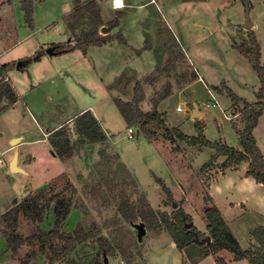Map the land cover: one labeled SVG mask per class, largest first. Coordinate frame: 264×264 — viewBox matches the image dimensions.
Here are the masks:
<instances>
[{
  "label": "rangeland",
  "instance_id": "374dc122",
  "mask_svg": "<svg viewBox=\"0 0 264 264\" xmlns=\"http://www.w3.org/2000/svg\"><path fill=\"white\" fill-rule=\"evenodd\" d=\"M128 1L133 7L121 10L125 13L123 19H120L122 15L111 12L121 23V31L115 29L111 36L123 34L126 44H120L124 46L117 45L110 50L94 47L86 57L79 50L56 53L43 56L36 63L34 58L48 46L55 49L50 45H64L70 40L61 22L69 11L70 0H33V26L27 25L25 30L21 25L24 19L20 12L21 0H10L7 16L0 13V52L4 51L0 60L19 62L30 56L31 60L28 59L32 62L25 71L11 74L18 101L11 111L0 113V152L3 153L0 264H95L96 261L104 264L105 258L106 264H181L183 256L172 246L167 232L148 230L140 220L128 223L123 219L120 207L127 202L134 206V212L144 205L167 214L181 207L192 219L188 227L203 231L204 223L206 226L203 197L208 182L221 172L211 170L218 157L204 170L200 168L211 159L213 150L205 148L196 152V148L190 150L183 144L175 149L177 144L168 140L161 124L155 121L145 127L128 125L114 102L115 99L131 102L138 82L142 88L138 103L142 112L156 109L163 115L168 129L175 127L194 137L197 133L189 110L193 111L195 121L199 122L200 118L199 109L192 105L194 100L204 112L206 139L235 146L234 122L226 116L241 112L244 106L239 102L236 109L231 107L230 98L222 91L226 87L241 99L255 100L254 91L260 86L258 76L247 58L234 47L247 39L248 30L244 29L247 1L250 22L257 27V36L254 35L260 45V62L264 63V0H155V4H147L149 0ZM86 15H82L84 28L85 24L90 26ZM26 34L30 36L25 38ZM135 42L152 52L137 58L131 50L136 48ZM33 50H37V55H32ZM115 64L128 65L117 80H113ZM199 78L202 80L195 81ZM192 81L195 82L184 88L186 82ZM210 91L217 93L216 102ZM213 103L216 105L212 106ZM178 106L183 112L175 110ZM87 110H92L101 121L105 129L102 130L108 136L105 142L84 140L76 144L78 135L73 119ZM260 118L255 139L264 155V113ZM236 121L241 122V116ZM62 125L67 127L75 147L71 157L60 161L51 155L50 144L43 138ZM128 128L138 130L139 134L135 132L133 139H128ZM12 136L23 137L13 149L9 144ZM15 152L19 165L28 171L10 172L8 161ZM26 157L32 160L24 165ZM240 178L242 175L238 172L219 178L213 193L220 200L228 196L231 202L237 203L231 212L223 209V214L239 238L236 239L241 248L246 250L255 243L250 232L264 225V186L251 177ZM162 183L171 191L172 202L163 192ZM42 190L47 191V199L53 194L59 197L43 210L41 220L35 225L19 214L15 232L26 238L36 225L51 230L55 222L54 208L61 199V208L70 203L69 213L60 226L61 233L69 235L76 231L85 234L86 240L72 246L53 242L55 259L52 261L45 255L53 256L51 251L45 248L40 252V243L21 246L13 257L7 251L8 231L1 215ZM45 201L41 199L39 203ZM100 239L108 241L114 252L101 254ZM217 254L213 256L215 261L219 258ZM232 256L225 250L220 255L224 259ZM200 264L213 263L205 259Z\"/></svg>",
  "mask_w": 264,
  "mask_h": 264
},
{
  "label": "trees",
  "instance_id": "16d2710c",
  "mask_svg": "<svg viewBox=\"0 0 264 264\" xmlns=\"http://www.w3.org/2000/svg\"><path fill=\"white\" fill-rule=\"evenodd\" d=\"M73 11L67 17L66 25L68 31L72 35L73 44L56 45L55 52L67 53L74 50H79L83 54L91 46H102L112 40H117L119 43L126 44L125 39L121 35L111 36L102 35L99 32L100 27L103 25L97 8L96 0H89L82 2L81 0H72ZM33 0H21V10L24 14V21L28 26H33L32 17ZM84 14L88 19L90 26L85 28L82 25ZM83 15V16H82ZM120 16V14H117ZM109 26L115 27L118 25L117 19H113L108 23ZM79 30V32H78ZM240 54L247 58L253 70L256 72L260 87L255 94L256 101L249 103L237 97L230 89H226L225 93L230 100L237 104L241 102L244 106L241 111L244 127L242 130H237L239 136V148L228 146L224 143L210 142L203 134V127L198 121H195L194 128L197 133L196 136L191 137L183 134L175 129H168L166 127L163 115L158 113L156 109L152 112H142L138 106L142 96V88L140 83L134 85V95L131 102L123 103L115 99L120 114L128 125L140 124L143 127L158 122L161 124L168 133V140L174 143L175 140L182 141L188 146H199L211 148L215 151L211 159L201 167V170L208 167L213 163L217 157L225 156L231 160L232 163L238 164L247 161L248 167L245 176L253 178L257 184L264 186V155L257 147L253 131L258 124V120L264 112V63L260 62V47L255 38L254 32L250 29L247 31V39L234 47ZM31 60V59H30ZM29 59L24 60L23 65L19 66L21 71H24L31 63ZM17 66V62H11L0 65V78L7 75V73ZM15 100V91L12 84L7 81L0 82V112L3 111L7 105L4 103H12ZM75 132L78 135L76 144L83 143L84 140L89 143H102L105 142V136L102 127L96 117L91 111H83L76 115L73 119ZM48 142L53 150V153L61 160L67 159L73 155L75 143L72 142L68 136L67 127L60 126L56 130L48 133ZM163 192L167 199L172 202L171 191L162 183ZM47 191L42 190L31 198H26L17 205L12 206L8 211L1 215V222L5 224L7 229V251L13 255L18 254L21 246L26 244L40 243V252H44L45 248L51 251L53 256L45 254L50 261L55 259V246L53 242H62L67 246H72L76 243L85 241L86 235L79 234L74 231L72 234L63 235L60 231V226L65 220L66 215L69 213L70 203L60 207L61 199L57 201L54 208L55 222L51 230H43L38 225L35 230L28 237L24 238L19 233L15 232L18 226V216L22 214L32 224H36L41 220L42 212L48 208L50 202L59 197L58 194H53L47 199ZM46 199L42 204L40 200ZM204 201V220L206 222L205 233L198 231L194 226L187 227L192 221L191 217L187 215L181 207L173 210L172 213H162L154 211L147 205L134 212V206L130 203H124L120 207V213L123 219L130 222H137L140 220L144 227L148 230L158 229L168 233L175 247L181 252L183 260L181 264H196L209 255L215 256L220 251H227L233 255L234 261L248 260L249 264H264V226H260L250 232L255 245H250L246 250H243L227 225L220 210L216 207L211 197L206 193L203 197ZM210 238V243L203 241L206 237ZM99 251L103 255L111 254L114 252L109 242L106 240H99ZM218 264H223L222 259L216 258ZM95 264H102L101 261H96Z\"/></svg>",
  "mask_w": 264,
  "mask_h": 264
},
{
  "label": "crops",
  "instance_id": "0c3cea01",
  "mask_svg": "<svg viewBox=\"0 0 264 264\" xmlns=\"http://www.w3.org/2000/svg\"><path fill=\"white\" fill-rule=\"evenodd\" d=\"M82 2H87V1H89V0H81ZM97 1V8H98V10H99V13H100V17H101V21H102V23H103V25L100 27V29H99V32H100V34H102V35H112V34H114V33H112V31L113 30H115V29H119L120 31H121V29H120V25H121V23H120V21H118V25L117 26H115V27H111V26H109L108 25V23L109 22H111L113 19H114V15H115V13H116V15L117 14H119V12L118 11H120V19H123V17L125 16V13L123 12V14L121 13V10H124V9H130V8H132L133 6L130 4V2L128 1V0H121L122 1V3H123V8H116L114 5H113V1L114 0H96ZM21 3V2H20ZM20 3H19V7H20ZM148 3H152V1L151 0H149L148 2H147V4ZM152 4H155V0H154V2L152 3ZM10 7V0H0V13L2 12L5 16H7V8H9ZM72 11H73V4L71 3V0H70V5H69V11L67 12V13H65V15H64V17L62 18V23H63V25H64V28L66 29V32H68V35H69V41L67 42V44H72L71 43V41H73V39H72V35H71V33L68 31V29H67V25H66V21H67V17L72 13ZM21 13H22V16H23V12L22 11H20ZM111 12H115V13H111ZM21 25L23 24V26H22V28L25 30L26 28H27V24L25 23V21H24V19H22L21 20ZM108 26V27H107ZM103 27H106L107 29H108V31L107 32H102V29H103ZM256 26H255V24H252V27H251V30H253V32L256 34ZM143 33H145L146 34V30H144L143 31ZM119 35H121L125 40H126V38H125V36L123 35V34H119ZM26 37L25 38H27V37H29L30 36V34H26L25 35ZM256 36H257V34H256ZM24 38V39H25ZM23 40V39H22ZM258 40V39H257ZM17 44H19V41L17 42ZM259 44V43H258ZM61 45V44H60ZM63 45V44H62ZM117 45H119V46H121L122 44H120V43H118L117 42V40L116 41H110V42H107L106 44H104V45H102V46H91V47H89L88 49H87V51H86V53L85 54H83V56L84 57H86V55H87V53H88V51H90L92 48H99L100 50H110V49H112V48H114L115 46H117ZM51 46H56L55 44H51L50 45V47ZM122 46H124V45H122ZM135 47L136 48H134V47H131V50L133 51L132 52V54H134L137 58L139 57H143V54L144 53H146V52H152L150 49H146V50H144L143 48H144V45H141L140 43H138V42H135ZM259 47H260V45H259ZM49 49H51V48H49V46H48V48H46V50H49ZM46 50H45V52L44 53H41V54H39V56L37 57V58H34L35 60H34V62L36 63V62H39L40 61V59L43 57V56H49V55H57L56 53L57 52H55V49H54V52L53 53H47L46 52ZM142 51L141 52V54L140 55H137V53L139 52V51ZM36 51L37 50H33V54L32 55H37V54H35L36 53ZM74 51H78V50H74ZM73 52V51H72ZM81 52V51H80ZM4 53V51H1L0 52V57H1V55ZM33 56V57H34ZM30 56H28V57H26V58H24V59H22V60H20L19 62H17V64L18 63H20L19 65H18V68H17V66H16V68L15 69H13V70H11V71H9L8 73H7V78H8V82H10L11 84H12V88H13V90L15 91V88H14V86H13V80H12V76H11V74L12 73H18V72H23V71H21L20 69H19V66L20 65H23V63H24V60L25 59H28ZM30 59V58H29ZM11 62H15V60H3V61H1L0 60V65H2V64H6V63H11ZM120 63H123V61H120ZM31 65H32V62L27 66V68H29V67H31ZM127 67H128V65H126V64H124V65H119V64H115V73L113 74V80L114 79H118L121 75H122V73H124L126 70H127ZM26 68V69H27ZM25 69V70H26ZM24 70V71H25ZM198 80H202L201 78H199V79H196L195 81H198ZM195 81H192V82H186L185 83V86H184V88H186V87H188V86H190L191 84H193ZM109 85H111V83L110 84H108L107 85V87L109 86ZM217 87V86H216ZM259 87L260 86H258V89H259ZM184 88H182L181 90H183ZM258 89L257 90H255L254 91V95L257 93V91H258ZM180 90V91H181ZM223 93H224V90L222 91ZM217 93L215 92V91H210V95L212 96V98H213V100L216 102V99H215V95H216ZM244 101H247L246 99H243ZM18 101V95H17V93H16V91H15V100L12 102V103H4V102H2V104L3 105H7L6 106V108L3 110V111H1L0 113H1V115L2 114H4V113H8L9 111H11L12 109H13V106H14V104L16 103ZM256 101V97H255V100L254 101H247V102H249V103H253V102H255ZM230 102H231V107H235V109L237 108V104H234L231 100H230ZM192 105L194 106V108H198L199 109V115H200V118H199V122H201V126L203 127V131H204V124H203V117H204V112L199 108V105L197 104V103H195V101L193 100L192 101ZM179 105V104H178ZM216 104H212V106H215ZM192 107V106H191ZM175 110H176V108H175ZM191 110V109H190ZM189 110V118L192 120V122H194L195 123V120L192 118V115H193V111H190ZM91 112H92V110H90ZM177 111V110H176ZM83 111H81L80 113H82ZM159 112V111H158ZM177 112H183V109L181 110V111H177ZM79 113V114H80ZM93 113V112H92ZM161 113V112H160ZM264 113V112H263ZM164 114V113H163ZM78 115V114H77ZM93 115L97 118V116L93 113ZM165 115V114H164ZM229 115H232L231 117H229V116H226L227 118H228V120H230V121H232V122H234L233 123V127H235L237 130H242L243 129V127H244V124H243V120H242V116H241V112H235L234 111V113H229ZM263 115V114H262ZM261 115V116H262ZM241 116V122H239V121H236V119L237 118H239ZM232 118L234 119V120H232ZM97 120L99 121V123H100V125H101V127L103 128V130H105L104 129V127L102 126V123H101V121L97 118ZM260 121H261V118H259V120H258V124H257V126L255 127V129H254V131H253V135H254V137H256L255 136V134H256V129H257V127H258V125H259V123H260ZM38 122V121H37ZM38 124H39V122H38ZM237 124V125H236ZM40 125V124H39ZM41 127V126H40ZM60 127V126H59ZM41 129H42V127H41ZM172 129H175V130H178V131H180L178 128H173L172 127ZM42 132L44 133V131L42 130ZM180 132H182V131H180ZM235 132H236V130H235ZM49 132H47V134H48ZM126 133H127V131H126ZM47 134H45L46 136H47ZM136 134H139V131L137 130L136 131ZM184 134V133H183ZM236 134V140H237V144L235 145V146H233V147H235V148H239L240 149V146H239V136L237 135V133H235ZM46 136H45V138H43V141L44 140H46V142L48 143V138H46ZM192 137V136H191ZM15 138V136H12V137H10V140H9V142L11 143V141L13 140ZM107 139H108V136H107ZM23 140V137L22 138H20V141H19V143L21 142ZM256 140V139H255ZM176 142H174V143H176L177 145H175V146H177V147H175V149H177L178 147H179V149H180V145H178V144H183V145H185V146H187L188 148H190V150H194L195 148V151L196 152H199V151H202V149H205L206 147H199V146H188L186 143H184V142H182V141H179V140H175ZM209 141V140H208ZM211 142V141H210ZM213 142H218V141H213ZM9 143V144H10ZM18 143V144H19ZM219 143H224V142H222L221 140L219 141ZM18 144H16V145H14V146H12V145H10V148L11 149H13V148H17V145ZM49 144V143H48ZM225 144V143H224ZM256 144H257V142H256ZM49 147H50V152H51V155L54 157V156H56L54 153L52 154V152H53V150H52V148H51V146L49 145ZM258 147V146H257ZM199 148V149H198ZM213 150V149H212ZM16 153V154H15ZM14 154H13V157H14V155H17V163H16V166L18 167V168H20L22 171H24V172H26V171H28L26 168H24V166H20L19 165V156H18V153L17 152H15ZM214 153H215V151L213 150V154L212 155H214ZM199 154V153H198ZM211 155V156H212ZM13 157H12V159L10 160V161H8V167H9V170H10V165H11V162H12V160H13ZM220 157V158H219ZM218 158H217V160L218 161H216L214 164H213V166L211 167V170H213V171H221V172H219L218 174H216V175H214V177L211 179V181H209L208 183H209V186H208V188L206 189V192H207V194L211 197V199L213 200V202H214V204L216 205V207L220 210V212H221V214L223 215V217H224V219H225V221H226V223H227V225L229 226V228H230V230L232 231V233L234 234V231L231 229V226H230V224H229V221H228V219H226L225 218V215L223 214V212H224V210H228V211H232L233 209H234V204H237V203H233V202H231L230 200H229V197L228 196H225L222 200H220V198H217V196H216V194H214L213 193V190H214V187H215V183L219 180V178H224V177H226V176H228V175H230V174H232V173H236V172H238L240 175H242V178H240V180H242L243 178H244V180H248L250 177H247V176H245V173H246V171H247V167H248V162L246 161V162H243V163H241V164H239V165H237V164H234V163H232L231 162V160H229V159H227L225 156H219ZM59 159V158H58ZM31 158L30 157H26V159L24 160V165L26 164V163H30L31 162ZM60 160V159H59ZM220 160H222V161H220ZM61 161V160H60ZM226 161V163L224 164V165H222V163H224ZM219 162H221V163H219ZM218 164H220V166H219V168H216L217 167V165ZM242 167H244L243 168V171H239ZM201 169V168H200ZM212 171V172H213ZM11 172V171H10ZM253 179V178H252ZM259 185H261V184H259ZM262 186V185H261ZM217 194L218 195H220V189L218 188L217 189ZM219 202H221V204H222V206H221V204H219ZM241 205L243 206V203H241ZM223 207V208H222ZM224 209V210H223ZM262 226H264V225H262ZM198 231H200V232H202V233H204L205 232V223H204V230L202 231L201 229H198V228H196ZM234 236H236L235 234H234ZM236 238L239 240V238L236 236ZM253 245H255V243H252ZM172 246H173V243H172ZM175 247V246H174ZM176 248V247H175ZM223 251H220V252H218V254H217V256L220 258V259H222L223 261H224V263L223 264H232V263H240V262H242V261H244V260H241V261H234L233 260V256H232V258H228V259H224V258H221L220 257V255H221V253H222ZM205 259H209V260H212V263L213 264H217L216 263V261H215V257H213V256H208V257H206V258H204V259H202V260H199L196 264H200L201 262H203ZM246 261V260H245Z\"/></svg>",
  "mask_w": 264,
  "mask_h": 264
},
{
  "label": "water",
  "instance_id": "95a60500",
  "mask_svg": "<svg viewBox=\"0 0 264 264\" xmlns=\"http://www.w3.org/2000/svg\"><path fill=\"white\" fill-rule=\"evenodd\" d=\"M249 11H250V9H249L248 2L245 1V24H244V29H246V30H250L251 27H252V24H251L250 18H249ZM107 31H108V29L106 27H103L102 32H107ZM46 52L51 54V53L54 52V49L46 50ZM19 64L20 63L17 64V68H18V65ZM19 141H20V137L14 138L11 141L10 145H12V146L13 145H16ZM16 163H17V155H14L13 160H12L11 165H10V171H20V172H23L20 168H18L16 166ZM188 226H190V225L188 224L187 227ZM141 231L142 232L145 231L144 227H141ZM204 241H206V243H209L210 242V238L207 236L204 239ZM173 245H175V244L173 243ZM106 262H107V259L105 258L104 259V264H106Z\"/></svg>",
  "mask_w": 264,
  "mask_h": 264
},
{
  "label": "built area",
  "instance_id": "2783aa9c",
  "mask_svg": "<svg viewBox=\"0 0 264 264\" xmlns=\"http://www.w3.org/2000/svg\"><path fill=\"white\" fill-rule=\"evenodd\" d=\"M152 2H154V0H151ZM116 0H114L113 1V5L116 7V8H120L121 9V7H118L117 5H116ZM123 4V3H122ZM124 6V5H123ZM8 80V78H7V76H5V77H3V79L1 80V78H0V82L1 81H7ZM176 110L177 111H181L182 110V108H181V106H178V107H176ZM135 130H133L132 128H128L127 129V137H128V139H133V137H134V135H135ZM2 155H3V153H1L0 152V164L2 163Z\"/></svg>",
  "mask_w": 264,
  "mask_h": 264
},
{
  "label": "bare ground",
  "instance_id": "6f19581e",
  "mask_svg": "<svg viewBox=\"0 0 264 264\" xmlns=\"http://www.w3.org/2000/svg\"><path fill=\"white\" fill-rule=\"evenodd\" d=\"M116 5H117V3H118V0H116ZM119 3L122 5V7L121 6H118V7H121V8H123V4H122V1L121 0H119ZM197 114H199V113H197Z\"/></svg>",
  "mask_w": 264,
  "mask_h": 264
},
{
  "label": "clouds",
  "instance_id": "9594fccd",
  "mask_svg": "<svg viewBox=\"0 0 264 264\" xmlns=\"http://www.w3.org/2000/svg\"><path fill=\"white\" fill-rule=\"evenodd\" d=\"M117 6H122V5L119 3V0H118V3H117Z\"/></svg>",
  "mask_w": 264,
  "mask_h": 264
}]
</instances>
